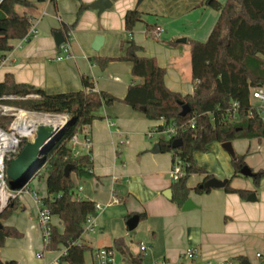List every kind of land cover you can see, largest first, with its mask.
<instances>
[{"label": "crops", "instance_id": "0c3cea01", "mask_svg": "<svg viewBox=\"0 0 264 264\" xmlns=\"http://www.w3.org/2000/svg\"><path fill=\"white\" fill-rule=\"evenodd\" d=\"M81 1L87 5L95 0ZM137 1L112 0L111 7L101 13L85 8L72 30L70 54L61 59L58 56L63 53L56 44L55 33L60 32L65 40L66 32L59 29L63 23L75 22L80 1L30 0L31 6L16 5L17 12L30 17L37 33L11 42L13 48L3 55L5 63L0 65V81L12 73L17 82L54 94L84 89L85 75L91 78L97 92L104 90L122 99L134 82L132 63L115 60L102 69L91 59L123 55L122 43L131 38L143 47V55L154 57L166 69L168 88L182 95L194 93L188 40L207 39L219 11L205 5L203 0H144L139 5ZM133 7L142 12V20L135 24L129 36L124 16ZM158 27L162 31L155 37ZM96 35L104 37L98 50L92 47ZM182 37L186 40L179 42ZM253 99L252 104L259 107L260 101L256 99L255 103ZM98 114L100 117L81 134V139L89 136L91 140L88 153L92 168L89 174H74L76 193L102 206L96 216L99 241L93 246L85 234L83 238L91 247V263L94 250L113 247L116 239H122L126 247V254L121 253L123 264H131L133 257L140 258L143 264L164 259L181 264H221L241 261L239 257L251 264H264V178L256 184L252 176L245 180L236 175L233 156L223 148L222 142H212L206 151L194 153L196 164L213 177L229 179L232 187L247 190L248 195L243 198L238 192L230 193L224 188L199 194L194 188L204 181L207 173H194L187 181L192 205L184 210L186 201L181 206L172 199L174 155L161 150V137L153 140L157 132L149 136V132L163 124L162 120H150L142 111L119 101L104 105ZM261 115L264 119V112ZM232 145L235 154L244 155L246 165L255 173L264 172V138L234 139ZM44 168L29 178L26 187L30 191L18 197L19 206L12 215L1 219V224L14 226L21 233L20 237H8L0 249L4 264L10 261L63 264L59 258L65 247L45 249L37 219L38 204L32 195L36 192L40 198L47 196ZM169 189L172 192L168 198L165 193ZM250 193L255 194L254 200L247 199ZM133 215L139 216L137 226L148 223L145 237L150 248L146 246V250H141L143 242L139 250H132L125 240L128 233L118 228L123 223L129 230L127 220ZM53 223L63 228L57 216L53 217ZM188 249L195 252L192 260L183 257Z\"/></svg>", "mask_w": 264, "mask_h": 264}, {"label": "trees", "instance_id": "16d2710c", "mask_svg": "<svg viewBox=\"0 0 264 264\" xmlns=\"http://www.w3.org/2000/svg\"><path fill=\"white\" fill-rule=\"evenodd\" d=\"M78 1L80 7L75 22L63 23L59 29L61 32L68 34L76 27L86 8L81 0ZM203 3L218 10L219 16L207 39L188 40L191 45V74L195 81V91L192 94L182 95L168 88L165 84L166 69L160 66L154 57L143 55V47L131 38L122 43L123 55L95 56L91 59L102 69L115 60L132 63L134 82L130 84L122 99L104 90L88 92L89 88H94V83L85 75L82 77L84 89L54 94L41 87L17 82L12 73H7L4 80L0 81V96L11 93L20 96L28 93L39 95L38 98L21 99L11 103L27 109L69 115V123L45 148L41 156L43 162L31 175L39 172L42 166L45 167L47 196L42 197L41 201L63 224L62 229L52 224L45 249L58 250L65 247L66 252L59 258L61 262L86 264L85 252L91 249L83 239L84 225L87 218L97 215L98 211L94 201L78 197L74 174H89L92 159L89 153L74 156L69 145L74 134H82L87 125L100 117L98 112L104 105L110 106L118 101L126 103L133 109L142 111L150 120H162L163 124L158 126L159 130L171 123L177 126L187 124L194 118V128L188 126L168 140L160 139L161 150L171 151L174 158L179 156L185 162L187 173L171 184L172 199L181 206L191 191L187 181L192 174L207 173L204 181L213 177L196 164L195 152L206 151L208 145L216 141L224 143L239 138H264V119L258 106L251 102L253 88L264 86V0H226L225 3L219 0H203ZM16 5L31 6V2L0 0V11L3 12L0 16V60L5 53L12 50L11 42L25 38L31 27L30 17L17 12ZM141 20L142 12L137 7L127 10L124 23L129 36L135 24ZM183 104L192 108L184 117L180 115ZM229 113H236L237 119L229 121ZM175 138L183 140L179 148L172 147ZM232 164L237 175L246 165L245 156L235 154ZM68 165L74 167L66 176L64 170ZM262 178L264 172L259 171L254 177V182L259 184ZM201 183L194 188L197 193L211 190L199 187ZM224 189L230 193L238 192L243 198L248 195L247 190L232 187L229 179ZM18 206V198L11 199L0 212V223L1 219L12 215ZM20 236L21 233L16 227L2 224L0 249L8 237ZM113 247L126 254L122 239H116ZM239 259L242 261L244 258ZM131 261V264H143L137 257H133ZM0 264H4L1 259ZM9 264L17 263L10 261Z\"/></svg>", "mask_w": 264, "mask_h": 264}, {"label": "built area", "instance_id": "2783aa9c", "mask_svg": "<svg viewBox=\"0 0 264 264\" xmlns=\"http://www.w3.org/2000/svg\"><path fill=\"white\" fill-rule=\"evenodd\" d=\"M162 29L156 28L154 36L159 37ZM37 33V29L32 25L28 31L27 36L24 39H28ZM72 38V31L67 34V38L60 44V50L62 55L58 56L61 59L63 56L70 54V41ZM5 63V58L0 60V65ZM88 92H97L94 88H89ZM252 98L260 101L258 107L260 113L264 112V86L253 88ZM37 93H28L24 96L17 94H3L0 96V149L2 154L0 155V212L8 205L11 199L20 197L24 192H29L26 185L19 189H10L6 177V168L8 162L20 151L26 141H34L38 130L30 127L34 120H40L42 122L64 124L69 115L67 113H54L41 111L36 109H27L17 104L11 103L21 99L38 98ZM237 119L236 113H229L228 120ZM188 126L195 127L194 118H191L187 124L177 126L174 123L165 126L161 130L159 128L149 132V136L157 132L159 134L169 135L170 138L174 137L179 130H184ZM70 148L74 156H79L83 153H88L91 149V140L89 136H85L81 139V134H74L70 141ZM171 177L173 181H177L185 176V162L179 156H176L171 168ZM35 202L38 204V224L43 233L44 243L49 241L51 227L53 224L54 215L50 210L42 204L40 196L36 193H32ZM78 197L80 195L77 193ZM97 211L102 209L100 204H96ZM96 216H89L84 225V234L87 232H94L97 227ZM141 250H146V245L141 243ZM66 249L64 250V253ZM63 253V254H64ZM260 256V254H258ZM184 259L192 260L195 257V252L187 250L183 255ZM91 264H118L114 257V248L101 247L94 250L93 260ZM154 264H181L169 260L156 261ZM191 264V263H187ZM210 264V263H208ZM221 264H233L229 261H222Z\"/></svg>", "mask_w": 264, "mask_h": 264}, {"label": "water", "instance_id": "95a60500", "mask_svg": "<svg viewBox=\"0 0 264 264\" xmlns=\"http://www.w3.org/2000/svg\"><path fill=\"white\" fill-rule=\"evenodd\" d=\"M144 0H138L137 5H139ZM112 5V0H95L94 2L87 4V9L98 10L99 13L104 10L110 8ZM63 36L60 32L55 33V41L56 44L60 45L63 42ZM186 38L182 37L178 39L179 42L185 41ZM104 37L102 35H96L94 38V42L92 47L95 50H98L103 44ZM182 111L180 113L181 116L188 114L191 111V107L188 104H183ZM70 118L61 125L58 129H54L51 134H45L41 130L38 131L37 136L34 141H26L20 151L13 158L10 159L6 168V177L8 186L10 189H19L27 183V179L34 173L36 168L43 162L41 156L45 148L57 137V135L62 132L67 124L69 123ZM183 144V140L181 138H175L172 142L173 148H179ZM223 148L228 151L232 156L235 155L234 148L232 145V141L222 143ZM159 149V145L157 147ZM73 165H68L65 167V175L68 176L70 174ZM240 173L244 176H252L255 177L256 173L248 167L247 165L243 166L240 169ZM228 179H220L216 177H211L199 185V187H206L209 189L213 188H224L227 184ZM172 190L169 189L165 195L169 198L171 197ZM249 201L255 199V194L250 193L247 198ZM192 205L191 199L188 198L183 207L184 210L190 208ZM139 222V216L133 215L127 220V226L129 230H133ZM2 224L0 223V227ZM241 264H251L247 259H243Z\"/></svg>", "mask_w": 264, "mask_h": 264}, {"label": "rangeland", "instance_id": "374dc122", "mask_svg": "<svg viewBox=\"0 0 264 264\" xmlns=\"http://www.w3.org/2000/svg\"><path fill=\"white\" fill-rule=\"evenodd\" d=\"M253 101L256 103L257 100L253 99ZM158 134L159 133L155 134V137L153 139L154 141H158L159 137H161L162 139H166V140H168L170 138L169 135H166V134H159L158 135ZM238 175L241 178L245 179V180H249L248 178H250V177L242 175L241 173H238ZM40 184H42V183H40ZM40 184H38L39 188L41 187ZM147 224L148 223H141L139 226H137L133 230H127L125 228V225H123V223L118 227L119 229H121V231L123 233H125V232L128 233L127 235L124 234L123 236L126 235L125 236V240L131 245V249L132 250L135 251L136 250L135 248H137V250H139L141 242L145 243V245L148 248H150L149 247V243L147 242V239L145 237V232H147L149 230ZM85 235H86V239L91 241V244L93 246H95L96 243L99 241L98 240L99 237L97 236L95 231L94 232H87ZM114 257H115V260H116L117 263H122V261H123L122 260V254L119 251H117L115 248H114ZM85 262H86V264H91V253H90V250L85 252ZM63 264H69V263L63 262ZM184 264H186V263H184ZM233 264H241V261L236 260Z\"/></svg>", "mask_w": 264, "mask_h": 264}, {"label": "bare ground", "instance_id": "6f19581e", "mask_svg": "<svg viewBox=\"0 0 264 264\" xmlns=\"http://www.w3.org/2000/svg\"><path fill=\"white\" fill-rule=\"evenodd\" d=\"M62 124H58V123H50V122H42L40 120H34L30 127L32 128H36L38 131L41 130L43 133L45 134H51V132L54 129H58L59 127H61ZM2 154V150L0 149V155Z\"/></svg>", "mask_w": 264, "mask_h": 264}]
</instances>
